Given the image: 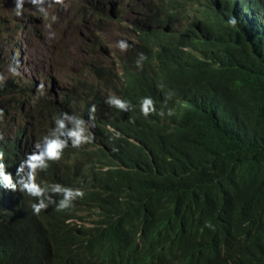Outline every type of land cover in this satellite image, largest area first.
Here are the masks:
<instances>
[{
    "label": "clouds",
    "instance_id": "9594fccd",
    "mask_svg": "<svg viewBox=\"0 0 264 264\" xmlns=\"http://www.w3.org/2000/svg\"><path fill=\"white\" fill-rule=\"evenodd\" d=\"M163 6L155 20L146 0H0V220L24 231L22 264L264 261V200L237 199L222 181L177 190L164 208L115 196L82 199L115 192L114 181L128 182L120 173L151 154L157 141L132 134L145 130L138 120L160 116L161 133L145 131L166 138L197 113L212 83L194 77L210 61L205 45L221 40L207 21L244 32L251 57L264 62V0ZM93 21L101 25L85 37L92 43L79 65L77 34ZM112 26L122 34L118 48L101 37ZM56 63H70L62 76ZM142 68L150 79H137ZM209 68L222 66L211 59ZM54 162L61 172L47 177Z\"/></svg>",
    "mask_w": 264,
    "mask_h": 264
},
{
    "label": "trees",
    "instance_id": "16d2710c",
    "mask_svg": "<svg viewBox=\"0 0 264 264\" xmlns=\"http://www.w3.org/2000/svg\"><path fill=\"white\" fill-rule=\"evenodd\" d=\"M156 1L146 0L148 8L158 14L152 16L155 20L166 0ZM104 11L107 9L103 8ZM206 25L221 40L213 37L205 45L208 48L203 56L217 61L222 69L211 71L210 61H201V69L194 78L199 79L201 86V79L208 80L212 88L204 93L197 113L187 119L178 133L166 138L158 134L154 139L146 133H161L160 116L149 115L138 120L139 124L144 123L146 131L137 127L132 134L138 139L157 141L151 154L144 153L140 160L133 162L131 171L120 173L128 182L114 181L115 192L101 197L90 193L83 196L84 201L102 202L107 196H115V202L121 198L134 199L143 205L164 208L166 199L174 192L189 187L193 193L191 188L202 181H222L240 200H264V62L251 57L254 48L248 47L244 32L224 23L223 29L211 21ZM232 38H235L234 45L228 42ZM148 71L140 69L137 79H150ZM145 89L146 86L142 92ZM47 102L51 101L47 99ZM47 122L54 124L53 118ZM167 125L163 131L169 130ZM30 138L37 139L34 131ZM61 167L62 163L54 162L52 169L44 174L57 176ZM9 209L14 211V205L9 204ZM26 242L18 222L0 220V258L8 257L9 264H22Z\"/></svg>",
    "mask_w": 264,
    "mask_h": 264
},
{
    "label": "rangeland",
    "instance_id": "374dc122",
    "mask_svg": "<svg viewBox=\"0 0 264 264\" xmlns=\"http://www.w3.org/2000/svg\"><path fill=\"white\" fill-rule=\"evenodd\" d=\"M88 26H83L80 31L78 32L77 34V37H79L81 39V42L83 43V49H82V52H80L78 55L75 56L76 59H80V64L84 61H88V53H89V48L91 46V43L92 41L90 39H86V42H85V37H89L91 34H94V32H96L98 30V28L100 27L101 24H97L95 21L91 22V23H86ZM112 31V34L108 35L106 37V34H104V37L103 35H101L102 38H106V40L109 42L108 44V48H112V47H115V48H118L116 46V43L118 40L121 39V36L122 34L116 32L112 26L111 29H109ZM108 30V31H109ZM114 30V31H113ZM114 43V44H113ZM115 45V46H114ZM71 63V62H70ZM70 63H67V64H63V63H56V68L58 69V73L56 76H62L63 74L60 73V70L65 66H69ZM56 85L58 86V83H57V80H56ZM49 129V126L46 128L45 130V133L48 131ZM42 134V135H45Z\"/></svg>",
    "mask_w": 264,
    "mask_h": 264
}]
</instances>
